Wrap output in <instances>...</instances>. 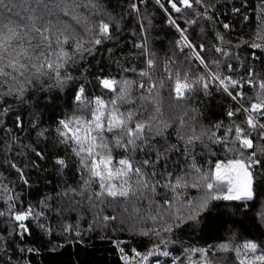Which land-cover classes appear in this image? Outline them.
Here are the masks:
<instances>
[{"label": "trees", "instance_id": "16d2710c", "mask_svg": "<svg viewBox=\"0 0 264 264\" xmlns=\"http://www.w3.org/2000/svg\"><path fill=\"white\" fill-rule=\"evenodd\" d=\"M173 2L181 11L169 0L0 5V264H264L255 260L264 256V135L246 124L251 113L264 125V109L251 110L264 103V0ZM182 31L200 58L180 43ZM17 61L25 68L13 69ZM210 70L232 74L227 89ZM178 76L191 85L179 100ZM97 98L132 113L129 127L145 125L127 147L117 145L127 141L120 130L104 133L113 169L120 159L141 169L104 187L59 123L91 120ZM235 126L253 148L240 145ZM249 158L260 161L249 169L253 198H209L201 208L216 164ZM111 186L128 195H109ZM29 208L25 231L14 216Z\"/></svg>", "mask_w": 264, "mask_h": 264}, {"label": "snow or ice", "instance_id": "6c2138e0", "mask_svg": "<svg viewBox=\"0 0 264 264\" xmlns=\"http://www.w3.org/2000/svg\"><path fill=\"white\" fill-rule=\"evenodd\" d=\"M159 2V0H157ZM179 4L183 5L185 8H192L193 4L191 0H178ZM200 0H196V3H199ZM172 9L179 12L181 8L177 6L176 2L173 0H169ZM0 5H5V0H0ZM163 6V5H162ZM7 7V5H5ZM136 6L133 5V8ZM11 12V8L7 9ZM238 11V10H237ZM174 23V21H172ZM7 27V25H5ZM225 28L228 25H224ZM109 29L108 24H101V32L107 33ZM16 33L12 31V35ZM186 39V38H185ZM97 44L100 43L99 40L95 41ZM253 47H260V45L253 44ZM203 47V46H201ZM219 51V49H217ZM153 63L152 60L148 61V65L151 66ZM201 63H204L203 59H201ZM13 69L19 71L25 68V65L22 63L14 62L10 65ZM49 68L52 65L49 63L47 65ZM0 73H4V69L0 68ZM22 74V73H21ZM141 75H147V73H141ZM201 80L204 78L201 77ZM230 79V78H229ZM221 84L224 83L223 80L220 81ZM106 89H114L115 81L104 79L101 82ZM231 83L236 85V81L232 80ZM249 83H252L249 81ZM143 87V85H141ZM191 85L187 82V80H181L179 76L176 79L174 92L176 98L182 99L184 97L185 91L190 89ZM207 87V85H205ZM260 87L264 88V81L260 82ZM80 93H83V88L80 89ZM235 98V97H233ZM77 100L81 99V95L76 96ZM122 99V98H121ZM96 108L91 112L92 119L89 121H84L79 117L70 119V120H60V125L65 129L64 132L61 133L63 136H67L69 139L73 140L79 148V155L82 152H86L91 159L90 171L91 174L95 177H98L101 180V186L104 187L103 181L111 180L114 176H127L130 172H135L139 174L141 172L140 168H135L132 162L129 159H120L118 164L120 167L113 169V157L108 150V144L104 140L105 132H113L115 130H120L122 134L127 137L126 144H120L117 141L118 146L127 147L128 145H135V139L139 134L143 131L145 125L142 123L135 124L134 128L129 127V121L133 119V114L128 113L126 116L124 113H120L117 108H113V110L109 111L104 103V101L100 98H97ZM112 104L115 105L116 101H112ZM264 109V103H253L251 105V110L253 112H258ZM247 111V110H245ZM229 116L233 115V113L229 112ZM246 124L249 128L255 129L259 127L261 129V134L264 135V125H258L252 118L251 115L248 116ZM75 125V127H72ZM235 138L240 143L243 148H253V140L249 138V136L245 133V130L240 126H235ZM103 150V154L97 152V150ZM261 151H264L262 149ZM256 153L253 152L252 156L255 157ZM59 163L63 164V161H59ZM147 164V161L144 162ZM259 164V160H252L249 158V163H245L243 159H235L229 160L227 165L222 163H217L215 166V172L211 176L212 182L207 183L206 187L209 190L210 197H205V199L201 202L200 207L204 208L207 205L208 199L215 200H251L253 198V173L249 171L252 164ZM87 166V165H86ZM155 175V174H154ZM219 188H226V191L222 194H216V190ZM108 194L111 196H127V191H116L115 186L108 187L106 189ZM31 215V209L29 208L26 212H18L15 214L14 219L18 222H21L18 226L20 229L27 230L25 225L22 223L27 217ZM190 219H195L194 216L190 217ZM171 227L165 229V231H171ZM147 233H145L146 235ZM220 247L224 250L228 249L227 244H222ZM243 247L245 249L251 250L255 252L258 245L255 242L248 241ZM28 251H32L28 249ZM139 255V254H138ZM164 255H168V253H164ZM147 259V257H144ZM257 261L264 262V256H258L255 258ZM175 264V260L173 261ZM241 264H244L241 261Z\"/></svg>", "mask_w": 264, "mask_h": 264}, {"label": "built area", "instance_id": "2783aa9c", "mask_svg": "<svg viewBox=\"0 0 264 264\" xmlns=\"http://www.w3.org/2000/svg\"><path fill=\"white\" fill-rule=\"evenodd\" d=\"M185 38H186V39H185ZM179 41H180V43H181L182 45H186V44L189 45V46L192 48V50L195 52V54L199 56L197 50L192 46L191 42H190V41L188 40V38L185 36V34L183 33V31L181 32V36H180V38H179ZM199 58H200V56H199ZM203 78H204V81H206V78H205V77H203ZM229 78H230V79H229ZM208 79H209L211 82H216V83H218L219 85H221L222 87H224L225 89H227V87L225 86V84H226L227 81L233 79V76H232V74H229V75H227L226 77H223V76H221L219 73H217V72H216V73H213V72L210 70V75H209ZM221 80L224 81L223 84H221V82H220ZM250 115L252 116L253 120H254L257 124L262 125L261 122H260V121H259L254 115H252L251 113H250Z\"/></svg>", "mask_w": 264, "mask_h": 264}, {"label": "rangeland", "instance_id": "374dc122", "mask_svg": "<svg viewBox=\"0 0 264 264\" xmlns=\"http://www.w3.org/2000/svg\"><path fill=\"white\" fill-rule=\"evenodd\" d=\"M213 73H216V72H214V71H212ZM104 79H107V78H104ZM110 80V79H109ZM227 163L228 162H222V164H224V165H227ZM189 264H204L203 262H196V263H189Z\"/></svg>", "mask_w": 264, "mask_h": 264}]
</instances>
